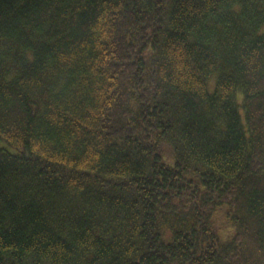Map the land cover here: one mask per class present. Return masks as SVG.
<instances>
[{
  "label": "trees",
  "instance_id": "1",
  "mask_svg": "<svg viewBox=\"0 0 264 264\" xmlns=\"http://www.w3.org/2000/svg\"><path fill=\"white\" fill-rule=\"evenodd\" d=\"M0 140V264H264V0H0Z\"/></svg>",
  "mask_w": 264,
  "mask_h": 264
},
{
  "label": "rangeland",
  "instance_id": "2",
  "mask_svg": "<svg viewBox=\"0 0 264 264\" xmlns=\"http://www.w3.org/2000/svg\"><path fill=\"white\" fill-rule=\"evenodd\" d=\"M210 86L213 85V81L210 79ZM0 148H6V149H10L9 147L6 146V143H4L3 141L0 140ZM164 158H166V156H164ZM166 160L168 162H172L169 161L167 158ZM228 208L222 207L220 209H218L215 214H214V223L216 224V226L219 228L220 231V235L223 239L230 237L233 232L234 229L231 226V221L228 218V213H227Z\"/></svg>",
  "mask_w": 264,
  "mask_h": 264
}]
</instances>
